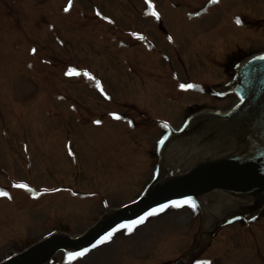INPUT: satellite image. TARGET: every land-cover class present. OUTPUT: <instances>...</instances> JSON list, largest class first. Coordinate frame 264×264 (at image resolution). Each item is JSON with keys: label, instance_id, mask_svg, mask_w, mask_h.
Returning a JSON list of instances; mask_svg holds the SVG:
<instances>
[{"label": "rangeland", "instance_id": "374dc122", "mask_svg": "<svg viewBox=\"0 0 264 264\" xmlns=\"http://www.w3.org/2000/svg\"><path fill=\"white\" fill-rule=\"evenodd\" d=\"M157 1L156 9H153V4L146 0H0L2 165L7 168L9 164L18 177H24V170L31 171L33 179L26 173L22 184H27L25 186L33 192L37 190L36 187L56 188L37 190L39 197H46L51 191H54L52 195L57 197L68 186H73V192H78L76 195L71 191L66 192L72 194V201H69L71 208L66 205L67 211L63 204L59 205V210L54 209L58 205L52 203L56 214L49 218L45 210L24 211L33 221L31 227L28 226L30 219L24 223L26 228H29L27 232L23 228L27 239L40 238L61 226L72 229L73 235H78L87 229L104 209L129 202L139 195L146 182L151 180L157 165V157L153 154L161 141L164 128L160 135L159 132H154L143 136L144 145L141 151H138L136 158L131 159L128 155L131 148L125 149L119 145L125 137L124 132L120 138L111 132L126 131V125L131 126V122L115 121L109 115L111 111L124 110L126 105L121 106L123 96L129 101L134 98L131 103L139 102L137 94L141 84L138 83L144 73L151 79H158L160 83H165L163 80L170 79L171 75H174L175 79L185 81L196 79L192 77L196 75L202 80H217L218 83H210V86H213L231 78L223 72L221 60L229 63L236 53L245 51V55H250L264 50V0H216L210 3V0H202L213 8L207 15L198 17L191 15L194 11L188 12L191 8H187L183 0L174 2L176 6L172 5L170 0ZM153 12L157 15H153ZM237 12H244L246 20L249 16L258 20V23L248 19L249 27L245 28L239 19V23L232 19ZM109 18L111 23L107 22ZM162 18L167 32L175 38L173 43L167 40L164 29L159 26ZM214 29L232 35L236 39H233L234 44L227 48L218 45ZM144 36L146 39L138 41ZM137 41L139 44H135ZM252 43L253 47L248 48ZM236 45L243 50L230 54L235 49L237 51ZM209 49L219 57H203L201 52L210 51ZM195 54L198 55L194 56ZM97 65L104 66L103 69L110 67L109 75H103L102 72V76L111 77V87L114 91L108 87L110 84L105 80L104 85H100V81L95 85L98 80L95 76L92 78V71L97 72ZM132 69L136 71L132 73ZM233 70L234 68L232 72ZM36 72L39 77L36 76L38 79L33 81L29 76L32 77ZM70 72L78 75H69ZM137 72L140 73L139 76L134 75ZM155 72L166 75L167 78L159 80L161 78L150 76ZM185 73L188 78L183 75ZM143 85L146 91H151L153 82H145ZM169 86L171 87L170 83ZM201 87L198 89L202 91L200 94L192 93L190 89L191 93L173 100L169 98L171 95L166 98L156 96V102L151 104L155 111L154 118L184 116V111L187 113L189 110L188 105L194 102L220 110H226L236 102L235 96L226 100L217 97V92L222 93V85L213 87V90L205 86V83ZM173 89L171 87L170 92H173ZM64 91L70 96V101L66 97H59V92ZM147 99L142 105L148 103ZM42 100L49 102L41 106ZM71 102L75 104V108ZM80 109H83V113L91 112L89 115L92 120L86 127L77 122L76 114ZM55 111L66 113V116L60 119L61 122L58 115L54 114ZM107 114L109 121L105 118ZM132 115L136 120L142 117V114H137L136 111ZM53 118L59 122L56 123ZM1 119H6L5 127ZM98 119L100 124L95 123ZM174 121L177 124L173 128H178L182 122L181 118ZM65 122L67 126L64 125ZM102 123L105 127L110 124V129L106 130L109 134L103 131L105 145L97 143V134H91L102 130ZM14 126L26 129L27 136L22 144L17 143L20 137L12 135L10 129H15ZM66 137L69 146L65 145L63 148L61 145V160L57 158L58 153L55 154L53 148H50L52 145L49 144L43 151V154L50 158L49 160L44 157V163L48 165L51 162V168L56 173L52 170L44 172L49 168L43 170V167L37 164L40 163L37 160L39 154L34 153L36 147H39L38 140L53 138L58 139L57 143L66 144ZM6 143L12 146L4 147ZM85 143L88 145L84 146ZM115 143L117 145H114ZM69 149L72 152L68 151ZM174 151L175 148L169 155L174 154ZM13 153L16 156L24 154L29 161L19 157L28 163V167H22L23 161L18 160L19 165L15 160L9 162V154ZM141 156L144 160L141 163L136 162ZM173 157L172 160H181L179 153ZM58 181L61 183H57ZM2 184L0 178V185ZM23 188L17 187L10 193L21 191ZM95 189L103 190L102 196L95 195L94 192H98ZM24 193L28 197L27 200L35 201L36 195L31 196L27 190ZM20 200L22 199L18 197L17 201ZM202 201L203 204L195 202V208L186 203L181 207H170L158 212L134 231H128V234L121 236L115 234L110 244L98 248L85 259L75 260L73 264H208L204 253L210 245L217 247V250L212 252L219 255L214 260L215 264H256L254 257L262 258L264 264V250L262 257L248 253L254 250V243H264V214L260 219L261 225L258 221L249 225L252 234L238 223L210 234L208 232L211 231L215 218L209 215L208 209L221 217L223 214L217 208L221 207V196L215 192L205 196ZM12 205L10 197L8 202L0 198V258L27 244L26 238L23 241L20 237L15 238L17 234L13 236L12 229H16V225L10 220L15 206ZM75 214L78 217L76 223H73ZM71 258V254L61 252L50 264H70Z\"/></svg>", "mask_w": 264, "mask_h": 264}, {"label": "water", "instance_id": "95a60500", "mask_svg": "<svg viewBox=\"0 0 264 264\" xmlns=\"http://www.w3.org/2000/svg\"><path fill=\"white\" fill-rule=\"evenodd\" d=\"M236 86L242 98L237 109L226 116L216 117V123L212 121L214 114H207L200 119L195 118L189 126L190 130H203L209 137L224 139L235 148L234 154L212 165H200L187 176L152 187L138 204L105 220L102 226L89 234V239L80 242L87 244L120 221L138 217L160 204L196 197L216 187L236 195L256 197L257 211L264 203V56L252 60L240 71ZM202 120L209 123V129L202 126ZM213 170L223 174L218 176ZM69 243L72 242L64 237H52L27 254L3 264H42L59 245Z\"/></svg>", "mask_w": 264, "mask_h": 264}, {"label": "snow or ice", "instance_id": "6c2138e0", "mask_svg": "<svg viewBox=\"0 0 264 264\" xmlns=\"http://www.w3.org/2000/svg\"><path fill=\"white\" fill-rule=\"evenodd\" d=\"M213 2H216V0H213ZM67 10V9H66ZM153 15H157L155 12H153ZM157 18H158V16H157ZM238 23H239V21H237ZM69 75H78V73H75V72H70L69 73ZM91 78V77H90ZM183 87V86H182ZM189 87H191V85H189ZM117 119H119V117H116ZM18 187H26L25 185H18ZM0 195H6V193H0ZM184 203H187V204H189L191 207H193V208H195L196 207V204H195V202H193V201H184V202H177V203H174L173 205H172V207H181L182 206V204H184ZM167 207V206H166ZM164 209L163 208H161V209H157L156 211H153V212H150L148 215L149 216H154V215H156L158 212H161V211H163ZM147 217H145V218H141V219H139V220H137V221H135V222H133L132 224H130V225H123L122 227L123 228H126L129 232H131L136 226H138V225H140V224H143L144 223V221H145V219H146ZM119 230V229H118ZM117 230V231H118ZM112 236H113V233H109L108 235H106L99 243H101V244H103V243H106V242H109L111 239H112ZM78 255L79 256H83V255H85V253L84 252H81V253H78ZM208 264H210V262H208Z\"/></svg>", "mask_w": 264, "mask_h": 264}, {"label": "bare ground", "instance_id": "6f19581e", "mask_svg": "<svg viewBox=\"0 0 264 264\" xmlns=\"http://www.w3.org/2000/svg\"><path fill=\"white\" fill-rule=\"evenodd\" d=\"M177 149L179 148V146L177 145V146H175ZM174 147V148H175ZM220 195H221V206H224V205H227V204H229V203H232L233 201H232V197H227V195L226 194H222V193H219Z\"/></svg>", "mask_w": 264, "mask_h": 264}]
</instances>
